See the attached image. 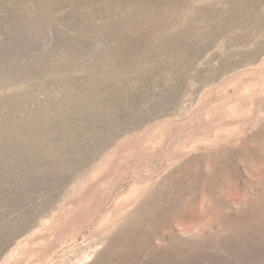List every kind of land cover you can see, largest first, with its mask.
I'll use <instances>...</instances> for the list:
<instances>
[{
	"label": "rangeland",
	"instance_id": "1",
	"mask_svg": "<svg viewBox=\"0 0 264 264\" xmlns=\"http://www.w3.org/2000/svg\"><path fill=\"white\" fill-rule=\"evenodd\" d=\"M0 264H264V0H0Z\"/></svg>",
	"mask_w": 264,
	"mask_h": 264
}]
</instances>
